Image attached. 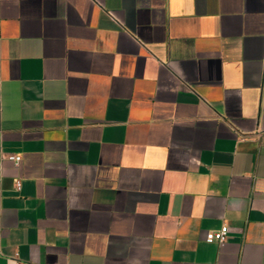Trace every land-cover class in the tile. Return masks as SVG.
Instances as JSON below:
<instances>
[{"label":"crops","instance_id":"0c3cea01","mask_svg":"<svg viewBox=\"0 0 264 264\" xmlns=\"http://www.w3.org/2000/svg\"><path fill=\"white\" fill-rule=\"evenodd\" d=\"M17 254L264 264V0H0V264Z\"/></svg>","mask_w":264,"mask_h":264},{"label":"built area","instance_id":"2783aa9c","mask_svg":"<svg viewBox=\"0 0 264 264\" xmlns=\"http://www.w3.org/2000/svg\"><path fill=\"white\" fill-rule=\"evenodd\" d=\"M9 161H12L18 166V164L21 162L22 158L20 155H8L6 157ZM22 188V184L20 180H16L15 182V189L17 192H20ZM230 233V228L227 224H224L221 228L218 230L210 231L206 234V241L209 243H218L219 245H223L227 242L228 237ZM16 257V264H21L18 261V254Z\"/></svg>","mask_w":264,"mask_h":264}]
</instances>
